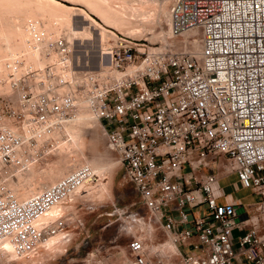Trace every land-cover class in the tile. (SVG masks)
Segmentation results:
<instances>
[{
    "label": "built area",
    "instance_id": "obj_1",
    "mask_svg": "<svg viewBox=\"0 0 264 264\" xmlns=\"http://www.w3.org/2000/svg\"><path fill=\"white\" fill-rule=\"evenodd\" d=\"M168 20L171 33L190 31L196 45L186 38L165 48L107 27L94 68L78 67L69 80L46 61L0 94V238L15 252L62 227L64 212L36 218L80 199L83 181L96 177L81 164L25 199L8 185L12 169L34 161L49 138L39 140L83 102L137 196L126 217L159 227L168 241L151 250L136 230L123 240L83 234V264H264V0H172ZM35 36L44 57H71L63 35ZM228 173L251 201L223 190Z\"/></svg>",
    "mask_w": 264,
    "mask_h": 264
},
{
    "label": "rangeland",
    "instance_id": "obj_2",
    "mask_svg": "<svg viewBox=\"0 0 264 264\" xmlns=\"http://www.w3.org/2000/svg\"><path fill=\"white\" fill-rule=\"evenodd\" d=\"M58 1L65 6L74 7L72 16L81 32L100 33L101 26L80 15L78 10L84 8L82 5L66 0ZM121 1L110 0V4L114 9L121 10L125 4ZM171 1H130L127 6L130 5L132 6L131 9H135L137 20L135 19L136 21L132 26H121L123 28L105 24L101 18L89 13L103 27H111L132 37L144 38L153 45H160L165 48H182L183 40L189 38V45L195 46L196 43L195 40H192L193 35L190 31L178 34L169 31L168 9ZM80 37L73 38L70 43L73 48V60H76L78 67L92 69L98 63V41ZM84 110V108H81L72 116L83 113ZM80 137L78 144H76L80 145L78 147L76 145H73L74 147L64 144L57 145L54 144L55 141L52 137L49 138L45 146L36 153L33 161L34 175L38 180H46L48 179L46 176L48 169H58L62 162L68 158L80 162L88 160L96 163L95 161H97V163L109 164L102 171L104 174L100 175L101 179L99 180L105 183L104 191L100 192L96 185L94 191L84 194L80 199L67 201L66 208L63 211L66 213L64 225L59 228L61 231L60 237H62L60 238L62 243L59 241V247L36 246L30 252H24L18 257L9 256L0 251V264H83L82 258L85 247L80 244L83 234H87L90 242H95L98 239L107 240L113 235H117L119 240H123L132 231L136 230L147 238L151 250L156 249L160 244L162 246L168 244L167 237L159 227H151L146 222L142 224L140 221H133L126 217L127 213L137 206V196L132 190V184L124 175L123 167L119 163L117 155L107 145L104 134L95 118L82 126ZM96 177L97 179L100 178L97 174ZM218 183L224 191L230 192L233 197H237L242 203L251 201L254 198L248 188L239 187L233 173L221 176ZM21 190L23 189L21 188ZM242 232V229L235 228L232 230L233 235ZM186 249L188 248L184 247V250Z\"/></svg>",
    "mask_w": 264,
    "mask_h": 264
},
{
    "label": "bare ground",
    "instance_id": "obj_3",
    "mask_svg": "<svg viewBox=\"0 0 264 264\" xmlns=\"http://www.w3.org/2000/svg\"><path fill=\"white\" fill-rule=\"evenodd\" d=\"M66 1L82 5L84 8L78 10L80 15L96 25L101 26L100 33L93 34L91 32H81L72 16L74 7L65 6L58 0H0V94L12 92L13 89L10 79L16 77L19 72L28 68L39 69L46 61L53 62V69L60 76L72 80V74L75 73V69L78 67L77 62L74 64L76 60H73L72 56L73 48L70 43L73 38L81 36L83 39L90 38L98 41L99 37L103 39L108 36L106 27H103L90 13L98 16L105 24L110 26H132L137 20L135 18V9H131L130 7L132 6L130 5H128L129 7L127 6V4L130 3V1L133 2V0H122L125 4L122 3L124 5L122 9L120 8L121 10L114 9L110 4V0ZM40 32L46 38L63 35L71 46V57L65 62L61 61L56 53H51L48 57H44L41 54L42 41H37L35 36V34ZM14 60H19V62L14 64ZM81 108L85 109L83 113L72 116ZM93 118L95 117L91 111L83 102H80L74 112L64 119L58 128L52 129L47 135L42 137L39 142H42L43 138L48 139L52 137L55 141L54 144H64L66 146L76 145L81 138L80 132L82 126L89 123ZM76 146L78 147L80 145ZM95 162L96 163L88 160L80 162L73 158H68L62 162L58 169H48L46 173L48 179L38 180L34 175V163L29 158L21 160L12 169L8 183L18 199H25L38 193L48 183L52 182V180H55L57 177L71 171L81 164L87 165L91 174H97L100 177L101 174H104L102 171L105 170L109 164L106 165L101 162ZM100 179L101 177L97 179V177H92L90 175L83 181L79 189L83 190V194H89L91 191L95 190L94 187L97 185L99 191L102 192L105 189V183L99 181ZM21 188L23 190L20 191ZM76 190L74 193L78 194ZM67 201L57 202L48 207L43 213L37 216L36 222H48L53 220L65 210ZM60 235L61 231L59 229L54 233L46 234L37 242L35 247H59V241L60 238H62ZM0 251L13 257L21 255L15 252L13 241L9 237L0 238Z\"/></svg>",
    "mask_w": 264,
    "mask_h": 264
},
{
    "label": "crops",
    "instance_id": "obj_4",
    "mask_svg": "<svg viewBox=\"0 0 264 264\" xmlns=\"http://www.w3.org/2000/svg\"><path fill=\"white\" fill-rule=\"evenodd\" d=\"M242 264H247V263L244 262V263H242Z\"/></svg>",
    "mask_w": 264,
    "mask_h": 264
}]
</instances>
